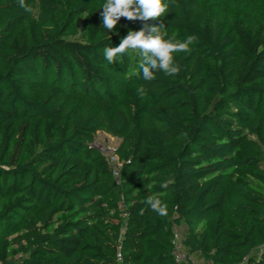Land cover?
I'll return each mask as SVG.
<instances>
[{"label":"trees","instance_id":"1","mask_svg":"<svg viewBox=\"0 0 264 264\" xmlns=\"http://www.w3.org/2000/svg\"><path fill=\"white\" fill-rule=\"evenodd\" d=\"M240 1L166 0L108 33L105 0H0V264H264V18ZM145 24L192 37L177 74L104 59Z\"/></svg>","mask_w":264,"mask_h":264},{"label":"clouds","instance_id":"2","mask_svg":"<svg viewBox=\"0 0 264 264\" xmlns=\"http://www.w3.org/2000/svg\"><path fill=\"white\" fill-rule=\"evenodd\" d=\"M20 6L25 12L31 8L25 5V0H19ZM101 13V25L109 33L114 31V26L121 17L127 19L148 20L165 15L167 12L166 0H105ZM162 24H145L139 30H129L126 36L121 37L118 46L106 45L103 50L104 59L112 63L118 56L127 51H135L143 58L138 65L142 79L150 81L154 79V73L162 72L165 76H172L180 71L175 62L174 53L188 51V44L192 37L185 41L174 42L171 36L162 30ZM167 186V182L161 185ZM145 203L160 216L167 215V208L158 196H149Z\"/></svg>","mask_w":264,"mask_h":264},{"label":"rangeland","instance_id":"3","mask_svg":"<svg viewBox=\"0 0 264 264\" xmlns=\"http://www.w3.org/2000/svg\"><path fill=\"white\" fill-rule=\"evenodd\" d=\"M203 1L207 3V5L209 6L210 5L214 6L218 0H203ZM249 1H251V3H249ZM259 3L260 2L258 0H241L238 10L239 12H242L243 10L245 11L249 9L252 5L257 6L260 16L264 18V8L261 7ZM241 7H243V10L241 9ZM119 141H120L119 138L112 137L109 134L105 133L104 131H98L96 133V136H95V139L92 145L96 147L97 149H99L104 156L108 157L111 160V162H113L115 166L118 167L119 163L117 162V158L115 157L114 153H115L116 147L119 144ZM184 231H185V226L183 224H181L180 226L174 229V233L176 235V239H177L179 246L181 245L180 240H181V236ZM262 252H264V246L255 249L253 251V254L258 256ZM192 259L195 263L199 262L200 264V261L196 260L194 256L192 257Z\"/></svg>","mask_w":264,"mask_h":264},{"label":"built area","instance_id":"4","mask_svg":"<svg viewBox=\"0 0 264 264\" xmlns=\"http://www.w3.org/2000/svg\"><path fill=\"white\" fill-rule=\"evenodd\" d=\"M114 174L116 175L117 174V171L116 169L114 170ZM173 243L175 244V249L173 251V254L175 256V259L177 261H183V260H186V253L184 252V250L182 249L181 246H179L178 242H177V239H176V235H175V238H174V241Z\"/></svg>","mask_w":264,"mask_h":264}]
</instances>
